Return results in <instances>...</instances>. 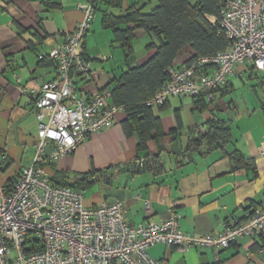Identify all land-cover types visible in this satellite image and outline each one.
Listing matches in <instances>:
<instances>
[{"label":"crops","instance_id":"0c3cea01","mask_svg":"<svg viewBox=\"0 0 264 264\" xmlns=\"http://www.w3.org/2000/svg\"><path fill=\"white\" fill-rule=\"evenodd\" d=\"M85 2L0 0L1 186L10 188L21 170L33 163L36 153L38 129L33 100L23 95L21 88L37 89L56 76L47 55L63 42L66 32L75 28L81 19L79 5ZM129 2H135L142 12H149L157 3L98 0L83 43L91 77H74L83 97L112 89L127 68L144 64L156 51L158 43L152 33L126 25L132 29V54L125 58V48L115 38L110 23L111 18L117 19L127 10ZM207 18L215 21L212 16ZM138 39L144 41L143 47L136 46ZM152 43L154 47H149ZM186 49L177 55L172 70L186 66L190 54ZM238 82L247 87L240 100L235 97ZM201 96V109L187 96L170 97L162 106L152 107L162 136L148 141L144 151L138 150L134 134H125L126 114L122 109L109 128L90 135L69 155L49 159L54 146L48 144L40 165L53 172L49 178L89 175L92 181L83 190V205L92 208L122 202L130 225L147 221L159 224L174 212L182 232L220 234L227 224L242 221L247 211L263 207L264 154L259 146L264 141V73L237 67L224 93L217 92L211 99L207 93ZM211 122H223L229 136L214 147L202 143L199 149L189 150V139L207 135ZM146 156L159 158L160 172L145 167ZM137 164L144 171L136 172ZM263 249L264 235L243 237L219 251L188 248L181 252L158 243L147 254L162 264H264Z\"/></svg>","mask_w":264,"mask_h":264},{"label":"built area","instance_id":"2783aa9c","mask_svg":"<svg viewBox=\"0 0 264 264\" xmlns=\"http://www.w3.org/2000/svg\"><path fill=\"white\" fill-rule=\"evenodd\" d=\"M221 1L218 24L228 47L181 69H169L168 81L148 106L206 91L211 99L237 67L264 73V0ZM94 3L86 0L79 5L81 19L47 55L56 76L37 89L21 88L33 100L37 145L33 163L21 170L13 185H0V264H162L147 254L158 243L181 252L219 251L243 237L263 236L264 201L262 209L247 211L242 221L227 224L222 233L196 235L179 229L174 212L159 224L133 226L125 220L122 202L87 208L83 191L52 185L40 165L46 146H54L49 159L69 155L90 135L109 128L122 110L108 103L110 88L86 98L74 83V77H91L83 43L94 18ZM259 152L264 154V141ZM145 211L150 212L148 203Z\"/></svg>","mask_w":264,"mask_h":264},{"label":"trees","instance_id":"16d2710c","mask_svg":"<svg viewBox=\"0 0 264 264\" xmlns=\"http://www.w3.org/2000/svg\"><path fill=\"white\" fill-rule=\"evenodd\" d=\"M113 1L117 3L119 0ZM156 2L149 12H142L141 8L135 6V2H129L127 10L119 18H111L110 23L115 38L125 48V58L132 54L130 47L132 29L126 25H133V29H143L152 33L158 43L155 53L144 64L127 68L111 89L110 103L123 109L126 114L123 130L126 135L136 136L139 151L146 149L148 141L157 140L162 136L159 122L147 101L168 81V70L172 69L177 55L185 48L189 50L187 66L194 59L211 56L228 47V40L218 24L222 9L221 0H156ZM97 4L98 0H95V11ZM209 16L215 18L214 23L209 22L207 18ZM120 24L125 25V28H120ZM149 47H154V44H150ZM46 60L53 64L48 58ZM228 79L225 87L217 92L224 93ZM206 92L191 97L195 100L197 109L202 108L201 95ZM208 126L207 135L189 139L187 147L189 150L199 149L202 143L208 148L214 147L229 136V129L223 122H211ZM144 164L155 173L162 169L157 156L150 158L146 156ZM91 181L92 178L87 174H75L72 178L60 174L50 178L53 186L81 191L86 189Z\"/></svg>","mask_w":264,"mask_h":264},{"label":"rangeland","instance_id":"374dc122","mask_svg":"<svg viewBox=\"0 0 264 264\" xmlns=\"http://www.w3.org/2000/svg\"><path fill=\"white\" fill-rule=\"evenodd\" d=\"M94 14H95V11H94ZM213 22H214V21H213ZM138 40H139V39H138ZM138 40L135 42L136 46H137V45H140V47H141V46L143 47L144 41H142V40H139V41H138ZM136 46H135V47H136ZM245 81H246V80H245ZM246 82H247V81H246ZM246 82H245V83H246ZM238 85H240V87H238L239 89L237 90V93L235 94V97H237L238 100H240L241 98H244V97H245V96H244V95H245L244 92H245V90H246L247 87H246V86H245V87H242V82H238ZM242 88H243L244 91H242Z\"/></svg>","mask_w":264,"mask_h":264},{"label":"water","instance_id":"95a60500","mask_svg":"<svg viewBox=\"0 0 264 264\" xmlns=\"http://www.w3.org/2000/svg\"><path fill=\"white\" fill-rule=\"evenodd\" d=\"M135 170L136 172H139V171H144V168L142 167L141 164H137L136 167H135ZM44 172L49 176V177H52L53 176V172H51L50 170L48 171H45Z\"/></svg>","mask_w":264,"mask_h":264}]
</instances>
